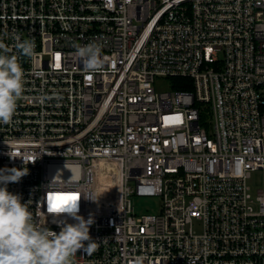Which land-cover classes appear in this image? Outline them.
<instances>
[{
  "label": "built area",
  "instance_id": "obj_1",
  "mask_svg": "<svg viewBox=\"0 0 264 264\" xmlns=\"http://www.w3.org/2000/svg\"><path fill=\"white\" fill-rule=\"evenodd\" d=\"M0 43L25 70L0 123V167L28 168L8 190L38 223L54 185L100 196L80 195L98 247L72 264H264V0H0Z\"/></svg>",
  "mask_w": 264,
  "mask_h": 264
},
{
  "label": "clouds",
  "instance_id": "obj_2",
  "mask_svg": "<svg viewBox=\"0 0 264 264\" xmlns=\"http://www.w3.org/2000/svg\"><path fill=\"white\" fill-rule=\"evenodd\" d=\"M15 48L31 57L35 43L31 38L17 40ZM76 55L87 72H95L105 63L101 47L95 41L76 46ZM24 72L18 56L9 54L8 48L0 43V123L9 122L17 109L24 93ZM39 99L43 102L44 96ZM7 154L14 157L9 151ZM27 172L24 167H0V264H72L78 249L88 255L95 251L98 242L89 231L94 216L89 214L85 218L80 214L79 200L81 193L94 202L100 196L92 190L79 189L78 197L71 195L75 189L54 185L44 198V221L38 223L21 195L8 190L9 182H18ZM48 214L59 231L46 223ZM132 264H145L144 256L137 255Z\"/></svg>",
  "mask_w": 264,
  "mask_h": 264
},
{
  "label": "rangeland",
  "instance_id": "obj_3",
  "mask_svg": "<svg viewBox=\"0 0 264 264\" xmlns=\"http://www.w3.org/2000/svg\"><path fill=\"white\" fill-rule=\"evenodd\" d=\"M257 174L258 176L256 181H258V179L260 178V173ZM131 199L134 210L138 214L147 213V212L156 213L159 211L161 206V199L158 196L151 197V196L134 195Z\"/></svg>",
  "mask_w": 264,
  "mask_h": 264
},
{
  "label": "trees",
  "instance_id": "obj_4",
  "mask_svg": "<svg viewBox=\"0 0 264 264\" xmlns=\"http://www.w3.org/2000/svg\"><path fill=\"white\" fill-rule=\"evenodd\" d=\"M172 81L171 88L176 89H185V88H192L191 78L188 76H170L169 77Z\"/></svg>",
  "mask_w": 264,
  "mask_h": 264
},
{
  "label": "snow or ice",
  "instance_id": "obj_5",
  "mask_svg": "<svg viewBox=\"0 0 264 264\" xmlns=\"http://www.w3.org/2000/svg\"><path fill=\"white\" fill-rule=\"evenodd\" d=\"M71 195H76L75 193H72Z\"/></svg>",
  "mask_w": 264,
  "mask_h": 264
}]
</instances>
